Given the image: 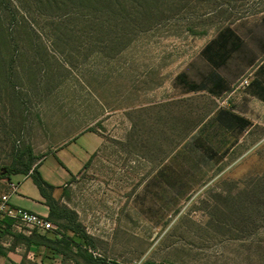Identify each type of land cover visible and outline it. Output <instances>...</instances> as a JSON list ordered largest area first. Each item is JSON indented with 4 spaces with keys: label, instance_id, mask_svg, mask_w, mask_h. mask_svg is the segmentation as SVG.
<instances>
[{
    "label": "rangeland",
    "instance_id": "1",
    "mask_svg": "<svg viewBox=\"0 0 264 264\" xmlns=\"http://www.w3.org/2000/svg\"><path fill=\"white\" fill-rule=\"evenodd\" d=\"M229 28L263 57L264 0H0V195L18 152L104 139L56 198L66 264H264V127L212 144L225 95L180 80Z\"/></svg>",
    "mask_w": 264,
    "mask_h": 264
},
{
    "label": "crops",
    "instance_id": "2",
    "mask_svg": "<svg viewBox=\"0 0 264 264\" xmlns=\"http://www.w3.org/2000/svg\"><path fill=\"white\" fill-rule=\"evenodd\" d=\"M242 50L243 37L237 30L229 28L221 31L203 51L209 74L200 83L191 82L198 86L199 91L212 89L214 98L225 95V103L212 111V144L219 146L231 139L241 142L253 129L264 127V55L258 59L257 50L244 54ZM185 77L188 80L187 75ZM245 77L249 78V84L233 89V81ZM221 109L238 116L243 129L238 131L237 126L230 128L222 123L218 118ZM76 140L78 142L68 144L76 145V150L63 156L62 152L68 149L67 145L63 149L54 150L37 165L42 178L53 186L52 195L55 199L91 155L104 145V139L93 132H87ZM51 157H55L56 162L52 166H45ZM32 172L17 180L18 190L11 196L10 202L16 207L49 218L50 209L31 178ZM64 244L60 236L52 232L19 228L9 218L0 220V264H66L63 258L68 256L67 252L71 254L72 251Z\"/></svg>",
    "mask_w": 264,
    "mask_h": 264
},
{
    "label": "trees",
    "instance_id": "3",
    "mask_svg": "<svg viewBox=\"0 0 264 264\" xmlns=\"http://www.w3.org/2000/svg\"><path fill=\"white\" fill-rule=\"evenodd\" d=\"M180 80L182 81V83L184 85H187L190 90L199 91L198 86L190 83L185 76H181ZM209 92L212 93V89ZM218 118L220 119V121L222 123L226 124L230 128H235L237 126L238 131H241L243 129V125L240 124L241 119L238 116H236L235 114L230 113L224 109H221L218 111ZM26 155H28V157H27L28 161L25 164V166H26L25 172L16 171V170H15V172H12L14 169L13 167H15V164L21 163ZM35 160H36V158L33 156L30 149H28L26 152H18L15 156V164L10 169L11 171L9 170L10 176H9V174H6V176H4V177L9 176L8 179L11 181V179H12L11 175H13V174L14 175H17V174L28 175L30 171H33L31 174V178L33 179L34 183L37 185L38 189L40 190L42 196L45 199L46 205L50 209L49 219H52L55 222H58V221H61V220L68 218V215H69L68 212L59 207L57 200L52 195L53 186L48 184L42 178V176L40 175V173L37 170V166H34Z\"/></svg>",
    "mask_w": 264,
    "mask_h": 264
},
{
    "label": "built area",
    "instance_id": "4",
    "mask_svg": "<svg viewBox=\"0 0 264 264\" xmlns=\"http://www.w3.org/2000/svg\"><path fill=\"white\" fill-rule=\"evenodd\" d=\"M249 78L242 80L241 85H248ZM18 185L15 182H9L8 191L0 195V220L9 218L20 227L29 230H40L44 232H53L57 226L48 218L39 214L32 213L23 208L16 207L10 202L12 195L16 194Z\"/></svg>",
    "mask_w": 264,
    "mask_h": 264
}]
</instances>
